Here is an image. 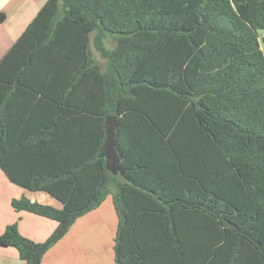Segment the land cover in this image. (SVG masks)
<instances>
[{
  "label": "trees",
  "instance_id": "trees-1",
  "mask_svg": "<svg viewBox=\"0 0 264 264\" xmlns=\"http://www.w3.org/2000/svg\"><path fill=\"white\" fill-rule=\"evenodd\" d=\"M260 29L264 0H46L0 58V169L61 207L12 199L56 226L9 224L0 247L40 264L111 194L116 264H264ZM109 115L123 175L100 156Z\"/></svg>",
  "mask_w": 264,
  "mask_h": 264
},
{
  "label": "crops",
  "instance_id": "crops-1",
  "mask_svg": "<svg viewBox=\"0 0 264 264\" xmlns=\"http://www.w3.org/2000/svg\"><path fill=\"white\" fill-rule=\"evenodd\" d=\"M22 1L25 0H0V12L4 14V19L0 21V25L6 26L11 20V14L17 15V18L20 19L26 10L30 11L27 17L31 21L46 2V0H26L24 3ZM14 2L18 4L14 6ZM8 8L12 10L10 13L7 11ZM13 11L16 14H13ZM30 21L25 20V25L18 32L15 31V35L12 34L11 28L4 27L2 29V33L0 32V58ZM17 26H19V22ZM55 113L59 115L60 112L56 110ZM55 113L54 119L56 118ZM42 192L30 191L10 182L0 169V234L8 224L15 223L19 232L26 238L35 242L44 241L55 228L56 222L26 211H14L11 206V200L20 197H26L37 202V198ZM104 200L95 209L79 216L67 233L46 251L40 264H114L113 254V259H111L113 243H111L110 238L114 230L116 231L117 217L112 199L109 204ZM41 202L53 205L52 201L47 198ZM0 264H25V262L19 258L14 248L0 247Z\"/></svg>",
  "mask_w": 264,
  "mask_h": 264
},
{
  "label": "rangeland",
  "instance_id": "rangeland-1",
  "mask_svg": "<svg viewBox=\"0 0 264 264\" xmlns=\"http://www.w3.org/2000/svg\"><path fill=\"white\" fill-rule=\"evenodd\" d=\"M26 1V0H25ZM25 1H22L23 3L25 2ZM18 3H16V2H14L13 3V5L14 6H16ZM23 5H25V4H23ZM7 11L10 13L12 10H10V8H8L7 9ZM28 13H30V11L29 10H26L25 11V13L20 17V19H18L17 18V15L16 16H14V15H12L11 14V16H10V14H9V16H10V18H11V20L10 21H8V23L6 24V26H4V25H0V32L2 33V29L4 28V27H7V28H11V31H13V33L12 34H14L15 35V31L16 32H18L20 29H22L21 27H23L24 25H25V20L26 21H30V18H28L27 17V14ZM13 14H16V12L15 11H13ZM18 22H19V26H17V24H18ZM23 22H24V24H23ZM22 25V26H21ZM17 29V30H16ZM258 39H259V44H260V48L263 50V52H264V29H260V30H258ZM93 35H94V33H92L91 34V37H93ZM103 42H104V45H105V47L106 48H113L114 47V42H113V40L111 39V38H106L105 40H103ZM91 52H92V55H93V57H94V59L96 60V62L101 66V68H103L102 70H104V68H105V59L104 58H102L101 57V55L99 54V52H97L95 49H94V47L92 46V44H91ZM34 194H36V193H34ZM33 197H35L34 195H33ZM44 198H47V199H50L51 201H52V203H53V205H51V206H54V207H58L60 204H59V202L56 200V199H54L53 197H50L49 195H46L45 193H43L42 192V194L37 198L38 199V201L37 202H39V203H42V204H44L43 202H41V201H44ZM111 194H108L107 196H106V198H105V200H104V202H107L108 204L109 203H111ZM13 209V208H12ZM14 210V209H13ZM15 211V210H14ZM9 225V224H8ZM115 229V228H114ZM114 232H115V230H114ZM114 232H113V234H112V236H111V243H113V238H114ZM112 245V244H111ZM112 250V249H111ZM113 253H111V259H113V255H112ZM114 264H116V263H114Z\"/></svg>",
  "mask_w": 264,
  "mask_h": 264
},
{
  "label": "water",
  "instance_id": "water-1",
  "mask_svg": "<svg viewBox=\"0 0 264 264\" xmlns=\"http://www.w3.org/2000/svg\"><path fill=\"white\" fill-rule=\"evenodd\" d=\"M104 127L105 134L100 156L103 157L104 165L111 174L123 175V171L119 167L121 156L115 144L116 116H107Z\"/></svg>",
  "mask_w": 264,
  "mask_h": 264
}]
</instances>
